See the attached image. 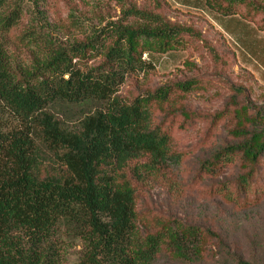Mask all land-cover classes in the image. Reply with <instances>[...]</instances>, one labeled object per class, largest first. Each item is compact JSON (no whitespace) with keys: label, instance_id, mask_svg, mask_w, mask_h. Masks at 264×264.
Segmentation results:
<instances>
[{"label":"trees","instance_id":"1","mask_svg":"<svg viewBox=\"0 0 264 264\" xmlns=\"http://www.w3.org/2000/svg\"><path fill=\"white\" fill-rule=\"evenodd\" d=\"M87 1L115 3L120 19L69 46L49 40L19 64L5 36L23 11L17 0H0V264H209L226 248L220 233L150 210L145 193L170 183L184 162L178 134L209 122L205 145L218 127L228 139L197 179L235 170L212 185L214 196L239 212L259 205L264 111L229 102L209 116L187 108L203 89L196 80L145 82L156 66L144 55L186 49L195 36L163 15L165 0L143 8ZM189 1L264 34V0Z\"/></svg>","mask_w":264,"mask_h":264},{"label":"rangeland","instance_id":"2","mask_svg":"<svg viewBox=\"0 0 264 264\" xmlns=\"http://www.w3.org/2000/svg\"><path fill=\"white\" fill-rule=\"evenodd\" d=\"M17 1L23 11L21 23L5 36V42L13 60L19 64H28L42 53L49 40L64 46L82 42L94 30L118 21L122 14L120 7L107 1L101 5L87 0ZM131 1L139 8L148 5V0ZM165 2L160 9L163 15L193 30L195 36L186 49L144 55L145 60L150 58L156 66L155 73L145 82L164 86L196 80L203 89L187 98V108L209 116L229 102L264 111V34L241 17L225 18L211 11L204 2ZM142 79L139 77V81ZM222 128L218 127V136L209 145L203 143L209 122H201L189 132L178 134V150L185 160L176 168L170 183L146 191L145 206L178 217L187 224L217 230L226 248L217 252L221 255L209 264H237L235 259L239 256L251 264H264V196L259 205L239 212L216 198L212 186L236 177L235 170L218 180L197 179L202 162L228 139ZM260 181L258 187L262 190L264 172ZM80 250V247L70 250L69 260H75ZM225 251L227 254L222 255Z\"/></svg>","mask_w":264,"mask_h":264},{"label":"water","instance_id":"3","mask_svg":"<svg viewBox=\"0 0 264 264\" xmlns=\"http://www.w3.org/2000/svg\"><path fill=\"white\" fill-rule=\"evenodd\" d=\"M68 78V77H67Z\"/></svg>","mask_w":264,"mask_h":264}]
</instances>
